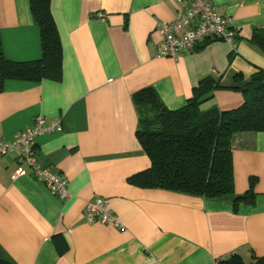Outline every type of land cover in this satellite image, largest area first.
Returning a JSON list of instances; mask_svg holds the SVG:
<instances>
[{"label":"crops","instance_id":"obj_1","mask_svg":"<svg viewBox=\"0 0 264 264\" xmlns=\"http://www.w3.org/2000/svg\"><path fill=\"white\" fill-rule=\"evenodd\" d=\"M62 46L58 78L6 81L0 92V142H12L37 117L63 131L36 140V156L68 181L71 198L55 197L22 163L20 151L0 157V261L6 264H219L237 258L264 264V132L233 139L237 195L257 180L253 205L141 188L130 178L150 168L138 137L133 95L153 88L171 111L186 106L201 81L220 83L204 111L244 103L236 87L264 73V52L250 42L264 35V0H208L231 21L234 48L213 41L157 58L160 23L173 21L175 0H51ZM103 14L105 20L97 17ZM0 33L8 60L42 57L30 0H0ZM241 79L236 83L238 76ZM108 201L124 228L89 224L87 204ZM67 251L60 255L54 238Z\"/></svg>","mask_w":264,"mask_h":264},{"label":"trees","instance_id":"obj_2","mask_svg":"<svg viewBox=\"0 0 264 264\" xmlns=\"http://www.w3.org/2000/svg\"><path fill=\"white\" fill-rule=\"evenodd\" d=\"M51 0H30L31 12L41 34L42 57L29 62L8 60L2 47L0 33V92L6 81L39 82L44 78H58L62 69V46ZM250 42L264 52V35L254 34ZM239 75L236 79L238 83ZM220 83L207 78L195 89L194 97L185 107L168 110L153 88H145L133 95L139 115L138 140L150 159V168L130 178V182L149 189H163L212 200H231L239 204L255 202L254 177L248 190L236 194L233 170V139L240 133L264 132V73L259 72L243 86L236 87L244 103L233 110L220 111L212 107L204 111L202 105L213 98ZM61 237L54 243L60 255ZM64 241V240H63ZM0 264H6L0 261ZM219 264H242L234 258Z\"/></svg>","mask_w":264,"mask_h":264},{"label":"built area","instance_id":"obj_3","mask_svg":"<svg viewBox=\"0 0 264 264\" xmlns=\"http://www.w3.org/2000/svg\"><path fill=\"white\" fill-rule=\"evenodd\" d=\"M179 5L176 18L168 23H160L157 31L161 36L157 47V58L176 60L180 55L192 52L213 41H224L233 48L235 34L231 30V21L221 17L208 0H175ZM99 20H105L98 14ZM63 131L61 121L48 123L43 117H37L34 125L19 133L12 142H0V157H7L20 151L19 167L13 178L26 176L27 171L21 166L27 164L33 176L43 182L50 192L60 201L71 198L68 181L48 168H42L36 156V140L46 134ZM108 201L96 199L87 204L86 218L89 224L99 221L111 224L118 229L124 228L116 216L107 210Z\"/></svg>","mask_w":264,"mask_h":264}]
</instances>
